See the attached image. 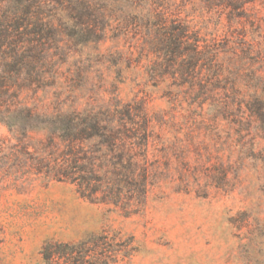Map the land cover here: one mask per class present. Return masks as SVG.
<instances>
[{"label":"rangeland","instance_id":"obj_1","mask_svg":"<svg viewBox=\"0 0 264 264\" xmlns=\"http://www.w3.org/2000/svg\"><path fill=\"white\" fill-rule=\"evenodd\" d=\"M154 2L171 17L191 21L209 45L243 55L240 71H233L235 86L224 79L217 84L223 89L205 96L200 88L176 89L166 77L150 78L145 66L159 58L146 56L133 33L116 47L124 58L122 82L103 63L85 61L94 54L90 48L69 56L44 103L56 94L79 105L114 96L140 101L151 127L152 185L143 208L123 216L81 198L70 184L38 180L22 187L0 173V264H42L46 243H74L100 232L114 238L113 249L129 244V258L122 262L118 254L120 264H264V139L238 108L242 94L264 97V0L235 11L242 17L231 24L194 0ZM111 45L97 50L103 54ZM8 138L0 126V142Z\"/></svg>","mask_w":264,"mask_h":264},{"label":"trees","instance_id":"obj_2","mask_svg":"<svg viewBox=\"0 0 264 264\" xmlns=\"http://www.w3.org/2000/svg\"><path fill=\"white\" fill-rule=\"evenodd\" d=\"M194 1L205 13L227 15L231 24L242 17L235 11L255 0ZM129 33L146 56L159 58L145 66L150 78L166 77L176 89L200 88L205 96L223 89L217 84L224 79L235 86L233 71H240L243 55L209 45L191 21L171 17L154 0H0V126L9 134L0 142L2 176L22 187L38 180L67 183L81 198L123 216L143 208L152 185L143 104L117 96L96 105L58 94L48 105L43 100L56 92L68 57L85 48L94 51L87 63H103L122 82L124 58L116 47ZM106 41L112 47L101 54L97 46ZM242 100L238 108L264 139V97L254 92ZM113 239L100 232L74 243L48 242L42 264H120L118 254L122 262L129 258V244L113 249Z\"/></svg>","mask_w":264,"mask_h":264}]
</instances>
